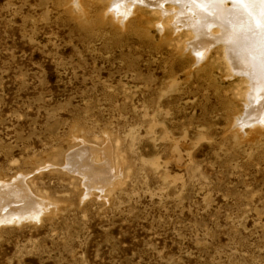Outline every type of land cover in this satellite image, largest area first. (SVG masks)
I'll return each instance as SVG.
<instances>
[{"label": "rangeland", "instance_id": "obj_1", "mask_svg": "<svg viewBox=\"0 0 264 264\" xmlns=\"http://www.w3.org/2000/svg\"><path fill=\"white\" fill-rule=\"evenodd\" d=\"M169 4L0 0V264H264V108Z\"/></svg>", "mask_w": 264, "mask_h": 264}, {"label": "bare ground", "instance_id": "obj_2", "mask_svg": "<svg viewBox=\"0 0 264 264\" xmlns=\"http://www.w3.org/2000/svg\"><path fill=\"white\" fill-rule=\"evenodd\" d=\"M165 1L170 3L171 18H177L180 14L185 25L190 26L196 33L200 31L206 35L200 36L202 46L205 45L204 48L209 46L210 37H216L219 34L217 39L224 43L228 57L234 60L236 71L241 73L247 83L248 88L245 93L258 102L260 109L264 108V0H246L243 4L236 0ZM254 112L255 115L260 116L259 110H254ZM88 167H86L88 172L85 176L90 181H100L102 179L100 173L103 171L100 168ZM89 170H92L94 175ZM24 191L25 189L18 184L13 192H0V195L6 198L12 196L21 199L24 197ZM36 204L41 209L38 210V207L32 209L35 216L44 213L49 205L41 201H37ZM14 211H17L18 217L25 215V211L16 209ZM3 218L0 213V221Z\"/></svg>", "mask_w": 264, "mask_h": 264}, {"label": "snow or ice", "instance_id": "obj_3", "mask_svg": "<svg viewBox=\"0 0 264 264\" xmlns=\"http://www.w3.org/2000/svg\"><path fill=\"white\" fill-rule=\"evenodd\" d=\"M236 2L243 4L246 2V0H236Z\"/></svg>", "mask_w": 264, "mask_h": 264}]
</instances>
